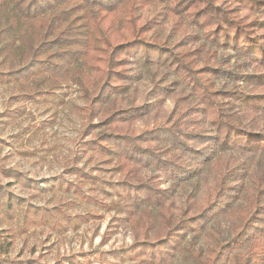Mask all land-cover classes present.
I'll return each mask as SVG.
<instances>
[{
  "label": "trees",
  "instance_id": "obj_1",
  "mask_svg": "<svg viewBox=\"0 0 264 264\" xmlns=\"http://www.w3.org/2000/svg\"><path fill=\"white\" fill-rule=\"evenodd\" d=\"M193 28L200 33L189 34ZM199 40L207 49L201 62L196 57L200 48H189ZM218 49L243 56L254 76H264V0H0V79L15 81L19 96L28 100L52 97L63 85L81 93L82 142L62 175L92 181L79 167L89 151L113 163L119 175L112 206L127 213L134 240L126 249L99 253V259L110 255L139 264H169L175 251L183 250L180 231L202 229L239 193L243 164L235 157L215 159L214 148L264 154V83L244 91L237 84L253 75L215 62ZM136 53L176 75L193 96L186 102L177 96L164 121L140 128L133 124L131 109L103 110L108 96L132 79L128 65ZM216 79L232 85L216 88ZM155 90L160 103L164 89ZM230 107L238 109L231 113ZM206 165L215 177L213 189L194 212L175 219L166 203L170 190L159 177L182 181ZM142 169L158 174L144 177ZM5 171L0 168L1 175ZM32 183L26 180L35 189ZM2 188L0 183V211L7 214L14 198L3 199ZM139 207L157 209V230L149 210L133 215ZM238 218L204 264H227L244 245L245 253L233 264H262L264 169L251 177ZM86 255L64 261L78 264ZM0 264L42 263L0 258Z\"/></svg>",
  "mask_w": 264,
  "mask_h": 264
},
{
  "label": "rangeland",
  "instance_id": "obj_2",
  "mask_svg": "<svg viewBox=\"0 0 264 264\" xmlns=\"http://www.w3.org/2000/svg\"><path fill=\"white\" fill-rule=\"evenodd\" d=\"M188 31L189 34L200 33L194 28ZM200 44L201 40L189 46L200 48L196 56L198 62L207 50ZM214 60L253 75L252 65L232 51L218 49ZM128 68L132 79L123 82L117 93L108 96L103 110L131 109L137 128L164 121L177 96L185 102L193 98L176 75L162 66L146 63L143 54L136 53ZM252 77L237 85L248 91L264 83L263 75ZM231 85L226 80H215L216 88ZM156 86L164 89L160 103ZM20 91L15 81L0 79V114H3L0 116V168L13 171L0 174V183L3 199L5 196L14 198L12 210L7 214L0 211V258L67 264L66 258L87 254L85 258H78V264H139L110 255L105 261L98 257L99 253L126 249L134 240L127 213L112 206V202H116L112 189L119 178L114 164L105 163L99 155L89 151L80 159L79 167L92 181L81 183L74 174L62 175L64 165L73 158L82 142L79 108L83 101L78 88L63 85L52 97L41 96L35 100L19 96ZM237 109L230 107L229 111L235 113ZM214 154L215 159L235 157L243 164L244 170L237 178L239 193L231 206L213 215L202 229L180 231L183 250L175 251L169 264H204L220 238L230 234L238 224V213L244 207L251 177L258 169H264V154L218 148H214ZM141 173L144 177L158 174L149 169H142ZM15 174L25 178L18 180ZM159 178L162 186L170 190L166 203L175 219L182 213L194 212L215 184V177L207 165L182 181ZM27 179L33 182L35 189L27 186ZM77 187H81V192H76ZM146 209L151 212L157 230V209L139 207L133 215L142 216ZM245 251L246 245L235 250L227 264H233L232 259Z\"/></svg>",
  "mask_w": 264,
  "mask_h": 264
}]
</instances>
